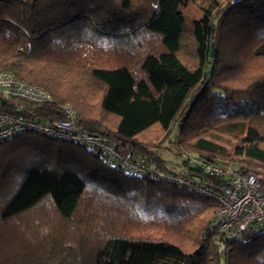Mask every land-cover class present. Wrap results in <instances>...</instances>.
<instances>
[{
  "label": "trees",
  "instance_id": "1",
  "mask_svg": "<svg viewBox=\"0 0 264 264\" xmlns=\"http://www.w3.org/2000/svg\"><path fill=\"white\" fill-rule=\"evenodd\" d=\"M1 71L53 98L7 112L53 120L69 106L157 169L169 142L264 186V0H0ZM219 210L80 144L0 143V264H264V229L218 233Z\"/></svg>",
  "mask_w": 264,
  "mask_h": 264
},
{
  "label": "built area",
  "instance_id": "2",
  "mask_svg": "<svg viewBox=\"0 0 264 264\" xmlns=\"http://www.w3.org/2000/svg\"><path fill=\"white\" fill-rule=\"evenodd\" d=\"M13 101L38 106L53 104V98L43 89L18 79L12 72L1 71L0 143L29 132L80 144L102 153L108 166L128 175L166 180L215 200L220 205L216 225L218 233L235 238L254 227L264 229V186L257 173L245 171L240 165L211 163L184 151L168 166V171L157 169L150 158L123 153L101 136L82 130L77 114L69 106L61 108L62 119L41 120L16 111L7 112L3 107ZM181 164L199 172L190 174ZM203 176L210 181H204Z\"/></svg>",
  "mask_w": 264,
  "mask_h": 264
},
{
  "label": "rangeland",
  "instance_id": "3",
  "mask_svg": "<svg viewBox=\"0 0 264 264\" xmlns=\"http://www.w3.org/2000/svg\"><path fill=\"white\" fill-rule=\"evenodd\" d=\"M177 135V132H174V134L172 135L171 139L175 138ZM168 147L173 148V146L168 142L167 144ZM170 149H160V150H154V152L157 155L162 156L164 159H166L167 161H169L170 163H174L177 160V156L175 155L176 152Z\"/></svg>",
  "mask_w": 264,
  "mask_h": 264
},
{
  "label": "water",
  "instance_id": "4",
  "mask_svg": "<svg viewBox=\"0 0 264 264\" xmlns=\"http://www.w3.org/2000/svg\"><path fill=\"white\" fill-rule=\"evenodd\" d=\"M214 54V44L211 45V56Z\"/></svg>",
  "mask_w": 264,
  "mask_h": 264
}]
</instances>
